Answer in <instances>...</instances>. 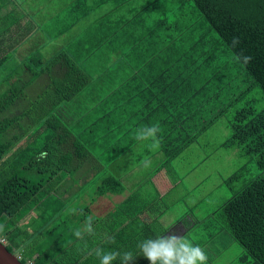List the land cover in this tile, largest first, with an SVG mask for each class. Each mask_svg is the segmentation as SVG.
I'll use <instances>...</instances> for the list:
<instances>
[{
	"label": "trees",
	"instance_id": "1",
	"mask_svg": "<svg viewBox=\"0 0 264 264\" xmlns=\"http://www.w3.org/2000/svg\"><path fill=\"white\" fill-rule=\"evenodd\" d=\"M98 10L97 30L59 32L52 41L76 38L49 57L29 46L20 61L16 48H0V240L22 264L129 251L146 239L127 235L142 216L135 197L94 217V230L108 225L96 248L79 251L85 237L70 234L99 197L126 192L123 178L145 156L153 170L172 165L222 120L225 147L262 173L211 214L219 238L200 247L219 239L243 249L225 260L208 249L206 264H264V107L254 97L264 98V0H104ZM156 123L153 153L135 133ZM142 224L140 236L150 230Z\"/></svg>",
	"mask_w": 264,
	"mask_h": 264
},
{
	"label": "crops",
	"instance_id": "2",
	"mask_svg": "<svg viewBox=\"0 0 264 264\" xmlns=\"http://www.w3.org/2000/svg\"><path fill=\"white\" fill-rule=\"evenodd\" d=\"M88 1L89 0H0V48H16L13 52H18V54L13 55V58L20 61L23 60L25 48L29 46L47 48L45 52L46 56L49 57L54 54L55 47L61 46L62 44L67 45V43L69 44V40H74L76 38V35H72L70 39H68L67 35L66 37L60 38L58 42L52 41V39L58 36L59 32L98 29V15L99 13L101 14L98 8L104 0ZM2 58H4V55L0 52V61ZM152 163L153 161L148 167H138L135 170H129V173L123 178L124 180H128L125 184L126 192L122 195L99 197L93 204H90L89 216L106 220L114 214L117 208L127 199L135 197V201L137 202V200H139L140 203H135L133 210H142V216L133 221L132 224L134 225V229L127 235L135 238H154L157 235L176 234L186 238V234L190 231H184L182 225L184 220L183 217L174 221H167V216L176 206L173 207L171 204L169 205L165 200L170 191L178 185L176 180L179 179V177H177L173 170H169L171 165L160 170H153L154 168H151ZM79 185L83 187V184ZM198 185H200V183ZM83 202L86 203V201H81L82 207ZM151 210L153 214H151ZM214 213L215 211L205 216L200 221H194L193 225L190 227L191 232L195 231V233L200 230H207L206 236H204L205 233L203 235L199 234L201 242L212 239L217 236V234L219 235V231H217L218 227L215 226L214 220L210 218L211 214ZM146 221L150 222V230L146 232L145 235L140 236L138 229L148 227V225L142 224V222ZM107 229L108 225L96 226L94 234L84 235L85 241H81V247L77 249L80 251L82 248H96L99 242L98 239L108 237ZM144 231H146V229ZM72 235H74V233L70 234V236ZM193 240L192 243L195 245L200 246L202 244L196 238ZM133 245L129 251L133 253L135 259L134 264H139L145 259L136 247L137 244L134 243ZM97 248L94 249L95 253ZM95 253L89 255L92 258L88 259L89 256L87 257L88 264H100V260Z\"/></svg>",
	"mask_w": 264,
	"mask_h": 264
},
{
	"label": "rangeland",
	"instance_id": "3",
	"mask_svg": "<svg viewBox=\"0 0 264 264\" xmlns=\"http://www.w3.org/2000/svg\"><path fill=\"white\" fill-rule=\"evenodd\" d=\"M254 97L260 99L258 106L264 107L260 89L254 91ZM230 137L231 132L221 120L199 139L198 144L192 145L172 163L169 170H173L179 179L176 180L178 185L170 191L165 200L169 205L176 206L167 216V221L183 217L184 231L191 232L190 227L194 221H200L216 211L225 201L231 199L236 191L262 173L254 162H247L249 159L242 157L238 151L225 147L224 143ZM235 173L240 176L227 184V180ZM190 232L186 234L185 239L191 243L195 238L200 242L199 234L207 235V230ZM221 242L219 239L215 240L206 250L209 249L214 254L220 249L224 250L225 248L219 245ZM242 250L239 245L234 244L223 251L222 260L237 256Z\"/></svg>",
	"mask_w": 264,
	"mask_h": 264
},
{
	"label": "clouds",
	"instance_id": "4",
	"mask_svg": "<svg viewBox=\"0 0 264 264\" xmlns=\"http://www.w3.org/2000/svg\"><path fill=\"white\" fill-rule=\"evenodd\" d=\"M161 128L158 123L146 125L138 128L135 133V139L146 144L153 153L161 149V137L159 133ZM144 167L151 164V158L145 156L140 162ZM76 208H70L66 214H76ZM93 216H88L82 228L75 230L74 235L78 239H83L85 234L93 235ZM3 226L0 225V231ZM111 243H115V238L110 239ZM136 247L139 249L142 257L148 261V264H206L207 255L204 250L187 239L176 234L157 235L154 238L148 237L138 241ZM96 256L100 260V264H113L119 258L120 264H134L135 259L131 251H108L102 249L96 250Z\"/></svg>",
	"mask_w": 264,
	"mask_h": 264
},
{
	"label": "water",
	"instance_id": "5",
	"mask_svg": "<svg viewBox=\"0 0 264 264\" xmlns=\"http://www.w3.org/2000/svg\"><path fill=\"white\" fill-rule=\"evenodd\" d=\"M0 264H22L17 255L8 251L6 245L0 240Z\"/></svg>",
	"mask_w": 264,
	"mask_h": 264
},
{
	"label": "built area",
	"instance_id": "6",
	"mask_svg": "<svg viewBox=\"0 0 264 264\" xmlns=\"http://www.w3.org/2000/svg\"><path fill=\"white\" fill-rule=\"evenodd\" d=\"M2 242H4V241H2ZM18 258L21 260V259H22V256H21V255H19V256H18ZM29 264H31V263H29Z\"/></svg>",
	"mask_w": 264,
	"mask_h": 264
}]
</instances>
